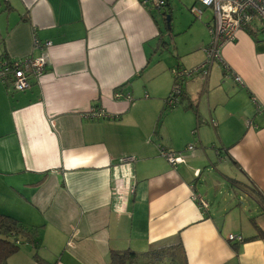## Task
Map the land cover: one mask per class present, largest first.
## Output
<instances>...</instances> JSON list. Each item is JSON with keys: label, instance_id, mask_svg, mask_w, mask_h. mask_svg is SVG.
<instances>
[{"label": "crops", "instance_id": "crops-1", "mask_svg": "<svg viewBox=\"0 0 264 264\" xmlns=\"http://www.w3.org/2000/svg\"><path fill=\"white\" fill-rule=\"evenodd\" d=\"M171 1L0 0V61L46 56L28 89L0 82V212L37 228L7 264H107L111 250L179 242L187 264H264V41L242 31L222 47L241 85L215 62L166 108L171 69L205 59L201 38L181 50L171 38L175 60L162 59L165 35L190 28L162 30ZM195 2L182 0L197 18ZM34 36L51 46L34 49ZM91 107L115 117H87ZM222 182L243 202L215 203Z\"/></svg>", "mask_w": 264, "mask_h": 264}, {"label": "built area", "instance_id": "built-area-1", "mask_svg": "<svg viewBox=\"0 0 264 264\" xmlns=\"http://www.w3.org/2000/svg\"><path fill=\"white\" fill-rule=\"evenodd\" d=\"M204 7L210 8L212 15L206 21L205 25L209 31V41L202 47L205 59L200 64L185 68L177 65L171 69L173 78L172 86L168 97L165 99V107H173L183 95V83L193 75H207L211 66L215 62H219L223 66L226 74L233 77V80L239 85L242 84L241 77L235 74L224 63L221 57V49L229 43L237 40L239 32L247 31L258 34L259 38L264 41V0H197ZM145 5L160 11L166 4V0H143ZM191 11L200 19L203 10L191 7ZM50 40L40 41L37 37H33L34 49H47L51 46ZM46 64L45 54L37 56H29L23 59L1 60L0 61V82L5 83L14 91H22L28 89L31 85V79L39 81L43 74ZM115 98L121 97V94L115 90L113 92ZM126 98H130V94H125ZM91 118H113L103 109L91 107L86 113ZM194 146L188 144L186 150H193ZM159 153L168 161L171 166H176L180 162H184L182 152L170 151L159 146ZM133 157H122L120 162L132 161ZM200 169H196L195 174L198 175ZM193 197L196 198L193 193ZM201 208L207 206L206 201L200 199ZM229 241H242V237L235 234H228ZM17 243H19L17 241Z\"/></svg>", "mask_w": 264, "mask_h": 264}, {"label": "trees", "instance_id": "trees-1", "mask_svg": "<svg viewBox=\"0 0 264 264\" xmlns=\"http://www.w3.org/2000/svg\"><path fill=\"white\" fill-rule=\"evenodd\" d=\"M164 22L166 23V19ZM231 182L235 186H239V190H248V185H237L238 183L234 180ZM255 198L264 209V198L257 196V192ZM253 225L259 230L254 222ZM258 235L260 234H255L251 238ZM36 236L37 228L26 227L17 218L0 212V264H7L9 256L19 248V243H17L19 239L22 242H32L36 239ZM107 264H187V260L182 244L179 242L175 245L145 252H135L131 249L111 250Z\"/></svg>", "mask_w": 264, "mask_h": 264}, {"label": "rangeland", "instance_id": "rangeland-1", "mask_svg": "<svg viewBox=\"0 0 264 264\" xmlns=\"http://www.w3.org/2000/svg\"><path fill=\"white\" fill-rule=\"evenodd\" d=\"M195 6L203 10L201 20L192 16V14L188 11V5L184 6L182 4V0H172L170 2L171 13H169V10L165 8L166 13L162 14V16H159L163 31L165 30L164 20L166 19V16L170 17V14H172V20L169 23L170 29L172 27V31L175 32L178 28L183 29L190 26L189 29L182 30L178 34L172 35L171 33L170 35H165L167 46L164 45L163 47L161 45L160 49H162V59L165 60L166 63L175 60V56L174 54H172L174 51V44L171 43V38H174V41L180 50L184 49L185 47L191 46V43L196 42L195 39L201 38L202 40H204L205 44L209 41V31L204 22H206L210 18L212 12L210 8L204 7L199 2H195ZM170 29L168 30V33L171 32ZM215 162L216 161H214V163ZM208 167L210 168V165H207V167H205L204 172L202 174V178L208 177V172L206 170ZM209 193H211V191ZM212 200L215 201V203L228 202L237 204L239 202H243L242 199L239 197V192H235L234 189L230 187V184H226L225 182L221 183V192L217 194L215 198H212Z\"/></svg>", "mask_w": 264, "mask_h": 264}, {"label": "water", "instance_id": "water-1", "mask_svg": "<svg viewBox=\"0 0 264 264\" xmlns=\"http://www.w3.org/2000/svg\"><path fill=\"white\" fill-rule=\"evenodd\" d=\"M170 17L166 16V23H167V27L170 28Z\"/></svg>", "mask_w": 264, "mask_h": 264}]
</instances>
